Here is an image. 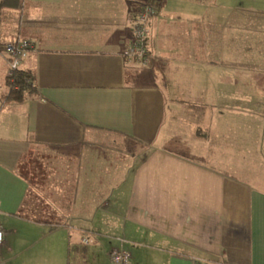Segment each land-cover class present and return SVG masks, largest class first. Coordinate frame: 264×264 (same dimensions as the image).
Returning a JSON list of instances; mask_svg holds the SVG:
<instances>
[{"label":"crops","instance_id":"obj_1","mask_svg":"<svg viewBox=\"0 0 264 264\" xmlns=\"http://www.w3.org/2000/svg\"><path fill=\"white\" fill-rule=\"evenodd\" d=\"M149 1L0 0V264H264V0H155L131 61ZM109 135L144 148L117 211Z\"/></svg>","mask_w":264,"mask_h":264},{"label":"built area","instance_id":"obj_2","mask_svg":"<svg viewBox=\"0 0 264 264\" xmlns=\"http://www.w3.org/2000/svg\"><path fill=\"white\" fill-rule=\"evenodd\" d=\"M156 11L151 5L142 6L134 15L132 28V40L127 48L125 55L129 60L145 63L148 50L146 47V37L148 34V18ZM32 47V43L28 40H18L3 45L4 51L9 56L8 72L19 67L20 61L27 54V50ZM4 230L0 225V244L3 241ZM109 258L112 264H130L131 253L125 248H114L109 252Z\"/></svg>","mask_w":264,"mask_h":264},{"label":"rangeland","instance_id":"obj_3","mask_svg":"<svg viewBox=\"0 0 264 264\" xmlns=\"http://www.w3.org/2000/svg\"><path fill=\"white\" fill-rule=\"evenodd\" d=\"M244 1H247V0H244ZM244 5L242 6L243 9L245 8ZM152 15H150L148 19H150L152 17ZM147 25H148V23H147ZM2 84L3 85H1V88L3 87V90H4L3 92L6 93L8 87L6 84H4V82H2ZM256 122H257V125L264 128V118L263 117L256 118ZM98 135H99V137H98L99 138V141H98L99 144L98 145H100L99 147H101V145L103 144L102 139L104 138L103 136H105V135H102L101 133H99ZM109 136H110L109 138L112 137L114 139V140L108 141L110 151H111V154L109 157L113 158L116 162L117 167H116L115 175H116L117 182L119 181L120 178L125 179V181L122 184H119V186L115 189V191H113V193H111V195L114 196L113 200L116 199V201H117L115 204L116 211H117V209L119 208V205H121V202L123 201V197L125 196L128 187L130 185V180H131V176L133 174V171L137 167V164H139V162L142 161L141 157H142V154L144 152V148L141 147L140 145H137L133 142H130L127 139H122V138H119V137L113 136V135L112 136L109 135ZM95 155H97V154H95ZM244 170H247V172L245 173ZM253 172H255L256 176L259 179H264V167L258 168V167H249V166L243 167V173H245L243 178H245V180H247L249 182L248 176L250 175V173H253ZM253 183L256 185L261 184L260 181H257V182L252 181V184ZM104 218H105L104 213L101 212L98 215L96 223L99 221L103 222ZM106 232L111 233V232H116V230L114 228H112Z\"/></svg>","mask_w":264,"mask_h":264},{"label":"trees","instance_id":"obj_4","mask_svg":"<svg viewBox=\"0 0 264 264\" xmlns=\"http://www.w3.org/2000/svg\"><path fill=\"white\" fill-rule=\"evenodd\" d=\"M146 5L157 7L155 0H150ZM6 85L8 87L5 99L13 102H21L36 91L33 77L27 71L19 67L6 75Z\"/></svg>","mask_w":264,"mask_h":264}]
</instances>
